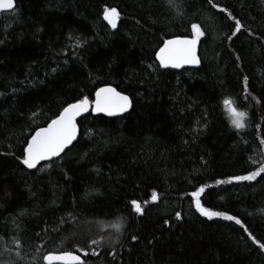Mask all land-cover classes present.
<instances>
[{"label":"trees","instance_id":"obj_1","mask_svg":"<svg viewBox=\"0 0 264 264\" xmlns=\"http://www.w3.org/2000/svg\"><path fill=\"white\" fill-rule=\"evenodd\" d=\"M15 1L0 12V264L60 251L79 264H264V0ZM193 25L200 65L164 68L159 49ZM104 85L130 111L89 113L62 156L27 168L35 130Z\"/></svg>","mask_w":264,"mask_h":264},{"label":"snow or ice","instance_id":"obj_2","mask_svg":"<svg viewBox=\"0 0 264 264\" xmlns=\"http://www.w3.org/2000/svg\"><path fill=\"white\" fill-rule=\"evenodd\" d=\"M169 2L171 4L172 0H169ZM14 9L15 0H0V12L14 11ZM110 12L113 14V16L109 17L106 14L105 18L109 19L112 27L115 28L116 23L114 17L118 15V13L116 12V9H111ZM192 27L197 31L198 35H202V33L199 32L198 25H193ZM239 28L240 25L239 22H237V31H239ZM196 43V39H172L166 41L164 46L160 48L159 53L157 54L161 65L167 66L169 63H171L174 67H180L181 63H198L196 58ZM88 104L89 101L87 97H84L76 103L69 104L66 108H64L63 112L51 122L48 128L39 129L36 131L35 135L32 136L24 150L25 155L23 158V164L31 169L42 160L49 159L53 156H58L75 138L76 126L73 122L74 118L82 110L86 111ZM128 104L129 98L116 92V90L111 87L101 88L96 92L95 111L97 112H108V114L111 115L114 111L126 110ZM224 105L227 109L232 125L237 129L244 128V119L246 117V113L238 111L234 106L233 101L230 99H225ZM260 171H264V167H262ZM257 174L259 173H252L243 177H234L233 179L251 180ZM202 192H204V188H200L198 192H195L192 195L198 197ZM152 199L153 201L157 199V195L155 193H153ZM132 204L135 207V211L137 213L142 212V207L139 202L132 201ZM196 206L203 215L208 216L209 218L223 216L224 219L235 220L237 224L241 223L233 216L204 209L199 199L196 200ZM176 215L177 218L180 217V213H177ZM112 227H114L117 231H120L122 229V222L118 220L112 225ZM249 235L251 236L250 233ZM252 239L255 243L259 244V241H255L254 237H252ZM93 243L97 242L93 241ZM259 247L264 249V244H259ZM64 259L78 261L79 257L67 252L63 253L62 255L49 253L44 257V260L49 262V264L52 261Z\"/></svg>","mask_w":264,"mask_h":264},{"label":"water","instance_id":"obj_3","mask_svg":"<svg viewBox=\"0 0 264 264\" xmlns=\"http://www.w3.org/2000/svg\"><path fill=\"white\" fill-rule=\"evenodd\" d=\"M15 6H16V1H15ZM109 17H110V15H109ZM199 32H200V31H199ZM172 39H196V41H197V43H196V58H197L198 63H191V64L181 63V66H180V67H174V66H172L171 63H169L167 66H163V67H164V68H172V69H175V70H181V69H183V68H187V67H198V66L200 65V61H201V59H200V55H199V49H200V35L197 34V31H196V36H192V37H189V36H176V37L169 38V39H167L166 41H168V40H172ZM166 41H165V42H166ZM163 46H164V44H163ZM163 46H162V47H163ZM162 47H161V48H162ZM159 50H160V49H159ZM158 53H159V51H158ZM158 53H157V54H158ZM157 60H158L159 63L161 64L158 55H157ZM105 87H111V88L115 89L116 92L120 93L121 95L127 96V97L129 98V104H128V107L126 108V110H124V111H114L113 114H111V115H109L108 112H97V111H95V100H96V94H95V97H94L93 100L88 99L89 104H88V106H87V110H86V111L82 110V111H81L78 115H76L75 118H74V121H73V122H74V124H75V126H76V133H75V138L71 141V143L68 144V145L65 147V149H64V150H63L58 156H53V157H51V158H49V159L42 160V161H40V162H39L34 168H31V169H35V168H37L39 165H41V164L44 163V162H47V161H49V160H51V159H54V158H57V157L62 156V155L66 152V150L69 149V148H70V147L76 142V140H77L78 137H79V133H80L79 125H78V120H79L80 118H82V117L88 115L89 113H93L94 115H106V116H110V117H116V116L124 115V114H126V113H128V112L130 111L131 106H132V100H131V97H130L129 95H127V94H125V93H123V92H120L118 89H116V88H115L114 86H112V85H104V86H101L99 89H101V88H105ZM99 89H98V90H99ZM98 90H97V91H98ZM97 91H96V92H97ZM77 102H78V101H77ZM74 103H76V102H74ZM71 104H73V103H71ZM62 112H63V111H62ZM55 119H56V118H55ZM55 119H54V120H55ZM52 121H53V120H52ZM52 121H51V122H52ZM51 122H50L48 125H46V126H43V127H40V128H38V129H36L35 132L38 131L39 129L48 128V126L51 124ZM35 132L32 134V136L35 135ZM32 136H31V138H32ZM31 138L29 139V141L31 140ZM26 147H27V146H26ZM25 166H26V165H25ZM26 167H27V166H26ZM27 168H28V167H27ZM29 169H30V168H29ZM65 252H67V253H72L73 255L79 257V260H78V261H74V260H71V259H64V260H55V261H52V262H50V263H51V264H56V263H63V264H79V263H82V262L84 261V256H83V254L80 253V252H75V251H60V252H49V253H53V254H55V255H62V254L65 253ZM49 253H47L46 255H48ZM48 263H49V262H48Z\"/></svg>","mask_w":264,"mask_h":264},{"label":"rangeland","instance_id":"obj_4","mask_svg":"<svg viewBox=\"0 0 264 264\" xmlns=\"http://www.w3.org/2000/svg\"><path fill=\"white\" fill-rule=\"evenodd\" d=\"M110 10H111V9H107L105 14H107L108 16L110 15V17H112L113 14L110 12ZM116 12H117V11H116ZM117 13H118V12H117ZM114 19H115V23L117 24L118 21H119V14L116 15V16L114 17ZM108 22H109V19H108ZM109 23H110V22H109ZM110 24H111V23H110ZM111 25H112V24H111ZM236 109L238 110V108H236ZM238 111H240V110H238ZM240 112H242V111H240Z\"/></svg>","mask_w":264,"mask_h":264},{"label":"bare ground","instance_id":"obj_5","mask_svg":"<svg viewBox=\"0 0 264 264\" xmlns=\"http://www.w3.org/2000/svg\"><path fill=\"white\" fill-rule=\"evenodd\" d=\"M122 116V115H121Z\"/></svg>","mask_w":264,"mask_h":264}]
</instances>
